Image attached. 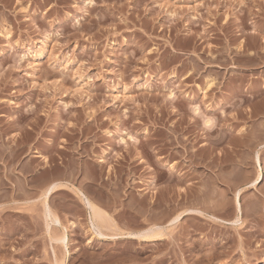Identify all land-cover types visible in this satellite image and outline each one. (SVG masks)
<instances>
[{"label":"rangeland","instance_id":"obj_1","mask_svg":"<svg viewBox=\"0 0 264 264\" xmlns=\"http://www.w3.org/2000/svg\"><path fill=\"white\" fill-rule=\"evenodd\" d=\"M59 261L264 264V0H0V264Z\"/></svg>","mask_w":264,"mask_h":264},{"label":"bare ground","instance_id":"obj_2","mask_svg":"<svg viewBox=\"0 0 264 264\" xmlns=\"http://www.w3.org/2000/svg\"><path fill=\"white\" fill-rule=\"evenodd\" d=\"M7 35V34H6ZM7 37V36H6ZM208 84V83H207ZM209 86V85H208ZM169 98L171 97V94L168 96ZM196 111V110H195ZM195 113V112H194ZM206 123H208V122H206ZM207 126V125H206ZM123 139H121L120 141H122ZM259 162V161H258ZM260 163V162H259ZM262 175L261 174H259L258 175V177L256 178V180L253 182V183H251L250 185H249V187L251 186V187H254V186H256V185H258L261 181H262ZM57 183H54L53 185L51 184V186L45 191V193H43V210H42V216H43V218H44V222H45V226H44V231L43 232H47L46 234L48 235L49 234V229H50V227H52L51 225L52 224H58V219H56V217L54 216V214H53V212L51 211V209H50V207L51 206H49V197H50V195L56 190V189H58V188H60L61 189V187L62 186H64V185H62L61 187L59 186V185H56ZM65 188V187H64ZM67 188V187H66ZM183 192V191H182ZM187 192V191H186ZM77 193H79V192H77ZM80 194V193H79ZM237 194H238V192H237ZM237 194H235V195H237ZM81 195V194H80ZM196 197V196H195ZM81 200H82V202H83V204H84V206H85V208H87V210H89L88 212H89V214H90V221H91V225L95 228L94 230H96V235H97V237L98 238H103V239H105V238H108L106 235H104L102 232H101V230H100V227L98 226V222L101 220V218H102V214H101V212H100V210L94 205V204H92L84 195H81ZM192 198V197H191ZM183 200V199H182ZM210 200V199H209ZM213 200V199H212ZM211 200V201H212ZM187 201H188V199H187ZM200 201V200H199ZM204 201V200H203ZM210 201V202H211ZM220 201V200H219ZM224 201V200H223ZM235 201H236V199H235ZM215 202V201H214ZM218 202V201H217ZM49 203V204H48ZM179 203V202H178ZM203 203H205V202H203ZM208 205V204H207ZM205 206H206V204H205ZM224 207V206H223ZM236 213H237V217H235V219L234 220H232V221H228V222H226V221H223V220H220V219H217V218H215V217H212V216H207V219H210L212 222H216L217 224L218 223H220L221 225H226V226H231V228L232 227H234V228H237L238 226H240V222H241V218L242 217H240V216H242V209H241V205H240V202H239V200L237 199V201H236ZM212 208V207H211ZM216 208V207H215ZM207 209V208H206ZM213 209V208H212ZM161 210V209H160ZM208 210V209H207ZM209 211V210H208ZM210 211H213V210H210ZM163 212V211H162ZM225 212V211H224ZM154 213V212H153ZM184 214V215H183ZM182 215H178L177 217H175L173 220H169L170 222L167 224V226L165 225V227L163 226V227H161V226H153V227H151L150 229H146V230H144V231H142V232H139V233H128V234H124V233H119L118 231H116V229H115V226H114V229H112L111 228V230L113 231V232H115L114 233V235L115 236H117V237H119V238H125V237H128V238H131V239H133V240H137V241H139V242H144V243H151V242H158V241H161V240H165V236H167L166 235V231H167V229L168 228H170V226H172L173 227V225H177V223L180 221V220H182V218L184 217V216H204V214L203 213H201L200 211H196V210H189V211H186V212H184ZM217 214V213H216ZM161 216V215H160ZM158 218V217H157ZM203 218H206V216H204ZM110 219V218H109ZM108 220V219H107ZM155 220V219H154ZM158 220V219H157ZM161 220V219H160ZM106 221V220H105ZM202 221V220H201ZM207 221H209V220H207ZM60 222V221H59ZM108 222L109 223H111L109 220H108ZM112 225H114V223H112ZM102 226H103V224H102ZM105 226V225H104ZM108 227V226H107ZM171 227V228H172ZM198 227V226H197ZM200 227V226H199ZM57 229V228H56ZM194 229V228H193ZM238 229V228H237ZM93 230V229H92ZM102 230H104V229H102ZM107 230V229H106ZM196 230V229H195ZM240 230V229H239ZM108 232H109V230H107ZM235 231V230H234ZM111 232V231H110ZM195 232V231H194ZM66 233V232H65ZM65 233H63V234H61L60 235V233H59V235L57 234V237H53L52 235L51 236H47V237H49V239L48 240H50V242H52V243H55V245L57 244V245H60V247L62 246L63 247V249L65 248H67V246H68V243H69V237L65 234ZM50 234H51V232H50ZM110 234H112V233H110ZM56 236V235H55ZM94 236H95V234H94ZM111 237H113V236H111ZM111 237H109V238H111ZM165 237V238H164ZM112 239V238H111ZM116 239V238H115ZM141 244V243H140ZM56 245V246H57ZM53 246V245H52ZM63 253V252H62ZM135 259V258H134ZM60 260V259H59ZM61 261V260H60ZM59 261V264H62V262H60ZM57 263H58V261H57ZM56 264V263H55Z\"/></svg>","mask_w":264,"mask_h":264}]
</instances>
